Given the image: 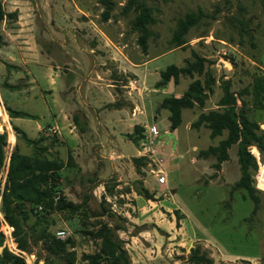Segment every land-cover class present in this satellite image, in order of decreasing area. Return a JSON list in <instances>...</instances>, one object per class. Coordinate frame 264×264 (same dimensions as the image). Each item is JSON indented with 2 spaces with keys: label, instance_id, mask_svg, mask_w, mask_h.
<instances>
[{
  "label": "rangeland",
  "instance_id": "1",
  "mask_svg": "<svg viewBox=\"0 0 264 264\" xmlns=\"http://www.w3.org/2000/svg\"><path fill=\"white\" fill-rule=\"evenodd\" d=\"M0 1L7 14L6 0ZM17 1L15 4L21 10L19 13L15 11L14 18L20 16L21 32L32 34L34 41L30 43L47 56H57L62 52L57 49L58 41L52 39L50 32L66 34V44L75 36L83 38L78 39V43L87 47L97 43L95 37H91L92 30H101L116 46H120L128 58L137 61L151 59L146 67L157 80H160V71L168 65L185 66L201 58L203 66L201 74L195 71L191 76L180 74L178 82L170 79L163 92L159 88L157 93H150L152 102L146 98L142 101L146 107L144 121H154L161 131L167 130L164 134L166 145L161 142L156 146L158 150L164 147L167 150L162 173L156 171L154 161L142 155L140 150L137 157L144 158L141 164H135L132 159L137 157L130 155L129 160L119 159L118 163L112 164L99 155L100 151L94 145H80L76 147L73 159H80L82 166L78 169L64 167L55 181L53 195L75 204L89 195L84 208L67 219L66 211H51L44 217L30 214L27 224L41 223L45 218L49 223L47 229L52 234L61 239L70 237L73 243L68 250L75 254L73 264H86L81 255L99 250V241L88 234L98 228L99 222L111 229L112 237L120 243L129 264H189V250L196 244L208 252L211 264H264V152L260 154L254 145L247 147L249 153L253 150L258 156L261 165L257 177L259 188L255 178L257 169L251 171L250 176L258 198L257 208L253 210L246 191L234 186L241 175L237 145L229 147L228 158L218 169L214 165L216 155L203 152L216 145L225 133L210 138L209 129L203 125L198 128L192 126L200 112L217 109V101L223 95L222 82H228L229 90L238 93L250 85L255 74L264 76V0H136L127 11H123V7L128 0H107L110 7L101 0ZM139 2L153 18L147 24L145 50L137 41L140 31L132 27L138 14L134 7ZM105 10L108 21L102 16ZM190 13H200L199 20L182 35L186 42L175 47L174 34L179 23L186 21ZM12 22L13 18L6 15L4 22H0V31L3 33L7 24ZM107 64L109 76H115L114 65ZM205 72L214 81L203 107L182 109L179 125L170 130L168 111L159 107L161 99L168 95H181L194 79L203 83ZM5 74V68H1L2 101L29 116L10 119L0 103V133H6L0 190L9 155L15 146L21 153L31 152L30 145L15 136L12 126H17L27 138L34 139L38 136L36 125L51 122L35 83L31 84L29 96L10 91L4 84ZM131 77L130 72H121L119 84H126ZM48 80L42 78L40 84L45 86ZM242 98L246 100L247 118L264 131V107L250 104L249 96L242 95ZM52 131H41V136H44L41 144L48 147V153L66 160L68 153L57 139L50 144L56 138ZM8 134H13V142L8 141ZM77 135L83 137L81 133ZM137 145L139 147V139ZM129 146L134 148L131 142ZM141 187L151 194L150 198L139 194ZM40 208L36 207V210ZM0 224L4 247L22 256L25 264H43L44 260L52 258L42 242H32L39 226L28 234L30 251L27 253L17 249L12 227H6L1 214ZM58 230L64 231L60 237L56 235Z\"/></svg>",
  "mask_w": 264,
  "mask_h": 264
},
{
  "label": "trees",
  "instance_id": "2",
  "mask_svg": "<svg viewBox=\"0 0 264 264\" xmlns=\"http://www.w3.org/2000/svg\"><path fill=\"white\" fill-rule=\"evenodd\" d=\"M136 0H128L124 4L123 11H127ZM109 7L107 0H101ZM138 11L135 16L132 27L139 30L138 43L145 50V39L148 34L147 24L153 21L146 7L139 2L134 7ZM15 16V13L5 14L0 1V22L5 16ZM104 19L108 18V12L105 10L102 14ZM200 17V13L193 15L187 14L186 21L180 22L178 29L174 34V46H182L186 40L182 35L186 30L194 25ZM197 57V56H196ZM193 71L201 74L203 71L202 59L197 58L194 63H188L185 66L168 65L160 71V80L156 86H163L170 79L174 83L178 82L180 74L192 75ZM213 79L208 72H205L204 82L199 79L192 80L187 89L179 96H164L159 104L160 108L168 111L167 120L169 129H175L181 119V110L184 108L203 107L207 97V92L211 91ZM223 95L217 101V109H211L207 112H200L192 123L193 127L198 128L203 125L209 129L210 138L216 136L224 137L214 146H209L203 153L216 155V168L227 160V150L233 144L237 145V162L240 166L241 175L235 187L242 188L246 191L248 198L253 203V210L257 208L258 198L255 195V188L251 185V171L257 169L255 158L249 153L247 147L254 145L258 152H264V131L259 129L258 124L247 118L245 107L246 100L242 95L250 97V104L255 107H264V76L255 74L249 86L242 88L238 93L229 90V83L222 82ZM237 100L239 104H237ZM9 117L29 116L28 113L12 110L5 107ZM17 138H22L31 147L28 154L21 153L15 146L9 155L8 167L5 179L0 190V214L3 221L12 227V237L16 247L21 252H29L28 234L33 233L35 227L39 226L38 233L32 239L33 243L42 242L44 248L52 256L49 261L44 260L43 264H73L75 254L69 251L68 247L72 245L73 240L70 237L61 239L52 234L48 229L49 223L44 218L41 223L34 222L27 224L30 214L43 216L51 211H66V219L75 215L76 212L84 208L89 195H85L82 202L75 204L67 201L64 197L53 195L55 192V181L60 177V171L70 162L68 159L64 162L60 157L48 153V147L42 145L44 136L41 134L30 139L17 127L12 126ZM141 135L139 126L133 128L129 137L137 144ZM56 141L53 138L50 142L52 145ZM6 144V133H0V169L4 160V146ZM144 158H133L135 164H141ZM139 194L150 198L151 194L143 187L140 188ZM36 207H41L36 210ZM44 217V216H43ZM1 225V224H0ZM93 240L99 241V250L94 253H83L81 259L86 264H129L120 243L112 237L111 229L105 223L99 222L98 228L88 232ZM4 235L0 231V246L3 244ZM187 261L189 264H211L212 258L208 252L199 244L192 246L189 250ZM0 264H25L22 256L14 254L3 247L0 251Z\"/></svg>",
  "mask_w": 264,
  "mask_h": 264
},
{
  "label": "crops",
  "instance_id": "3",
  "mask_svg": "<svg viewBox=\"0 0 264 264\" xmlns=\"http://www.w3.org/2000/svg\"><path fill=\"white\" fill-rule=\"evenodd\" d=\"M15 2L18 1L6 0L7 13H19L21 8ZM11 17L13 22L7 24L3 33L0 31V69L5 68L6 71L3 76L6 77L5 87L29 96L31 84L35 83L43 99L44 109L51 117L50 123L36 125L38 136L41 131L53 130L60 146L69 154L70 162L65 167L78 169V166H82L80 159H73L75 149L80 145H94L95 149H99V155L112 164L118 163L119 159L129 160V155L137 157L139 147L129 137L133 128L139 126L142 133L144 126L156 124L154 121H144L146 107L142 101L146 98L152 102L150 93H157L159 88L163 92L164 87L168 88V82L156 86L159 80L153 78L146 67L151 59L141 58L137 61L128 58L120 46H116L101 30H92L91 37H95L97 43L87 47L78 43V39L83 38L75 36L66 44V34L50 32L52 39L58 41L57 49L62 52L57 56H47L30 43L34 41L32 34L21 32L23 24L20 16L16 19L15 16ZM106 63L114 65L115 76H109ZM125 71L132 74V79L126 84H119L118 75ZM42 78H49L45 86L40 84ZM67 90L71 92L66 93ZM0 103L2 108L12 109L1 97ZM75 132L81 133L84 139L76 136ZM130 142L134 144L133 151ZM162 152L166 155V147ZM78 161L81 164L77 165Z\"/></svg>",
  "mask_w": 264,
  "mask_h": 264
},
{
  "label": "built area",
  "instance_id": "4",
  "mask_svg": "<svg viewBox=\"0 0 264 264\" xmlns=\"http://www.w3.org/2000/svg\"><path fill=\"white\" fill-rule=\"evenodd\" d=\"M49 131H52L51 129H48ZM167 133V130H163L161 131L156 124L151 123L148 124L146 126H144V130L140 135L139 138V150L142 152V155H145L148 158H151L154 161V164L156 166V171L159 173H162L165 168H164V164L166 163V158H164V154L162 152V150H158L156 148V146L158 144L165 145L166 140L164 137V134ZM250 154H252L255 158L256 164H257V172L255 175L256 178V187H258V173H259V169H260V163L258 161V156L255 155V153L253 152V150L250 151ZM259 188V187H258ZM6 227L8 229H11V227H9L6 224ZM64 233L63 230H58L56 232L57 236H61Z\"/></svg>",
  "mask_w": 264,
  "mask_h": 264
},
{
  "label": "bare ground",
  "instance_id": "5",
  "mask_svg": "<svg viewBox=\"0 0 264 264\" xmlns=\"http://www.w3.org/2000/svg\"><path fill=\"white\" fill-rule=\"evenodd\" d=\"M2 115V113H1V110H0V116ZM4 118V117H3ZM2 119V118H1ZM3 121H5V120H3ZM8 141L9 142H13L14 141V137H13V135L12 134H8Z\"/></svg>",
  "mask_w": 264,
  "mask_h": 264
},
{
  "label": "water",
  "instance_id": "6",
  "mask_svg": "<svg viewBox=\"0 0 264 264\" xmlns=\"http://www.w3.org/2000/svg\"><path fill=\"white\" fill-rule=\"evenodd\" d=\"M4 247V243L0 246V251H1V249Z\"/></svg>",
  "mask_w": 264,
  "mask_h": 264
}]
</instances>
